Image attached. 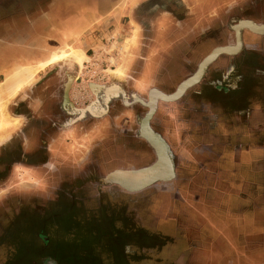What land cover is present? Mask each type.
<instances>
[{
	"label": "rangeland",
	"instance_id": "obj_1",
	"mask_svg": "<svg viewBox=\"0 0 264 264\" xmlns=\"http://www.w3.org/2000/svg\"><path fill=\"white\" fill-rule=\"evenodd\" d=\"M64 1L0 0V87L6 82L8 73L12 72L16 66L28 67L31 63L44 59L48 53L63 50L68 52L70 57L73 56V51L81 54L82 57H76L73 60L77 63L81 62V68L86 73L80 79L83 81L82 87L76 88L81 93L78 94L83 101H73L75 108H82L93 100L91 84H102L112 78H117L118 74L114 72L118 66H125L123 71L125 74L120 76L127 80L122 85L125 91L136 90L142 98H146L148 90L157 89L163 95L172 96L176 93L177 87L197 71L198 66L212 51L227 48L232 40L234 44L237 43L234 30L239 22L247 21L252 24L264 25V0H215V5L206 11L208 13H200L199 17H197L198 14L191 11V9L198 10L197 7L193 8L194 5H190L189 11L183 13L170 4L168 8L174 9L175 13L171 12L167 15L163 14L161 10H157L155 15L151 14L150 16L142 13L145 11L144 8L135 10L134 6L143 5L147 10L155 5L160 6L162 1L117 0L113 13H100L96 18L92 13H86L88 15L87 22L73 25L65 24V16L68 15V17H75L79 20V15L85 13L55 12L57 8L60 9L59 5L65 3ZM101 1L105 2V0H100L99 3ZM223 11L226 13L222 17L224 19L222 28L218 30L211 28L209 19L213 17L218 19L219 16H223ZM141 15L145 17H141ZM144 20L147 22L145 26H148L146 29L143 25L141 28L140 24ZM156 21H159L160 24L163 23L164 31L165 28L168 29V33L163 39L158 37V32L161 33L158 28L153 27ZM172 21L177 27L172 25ZM136 28L139 29L138 44L126 50L122 47V41L133 36ZM241 35H244L249 41L255 42L260 38L264 42V33H256L243 27L239 31V37ZM209 40L216 41V43L209 45L207 43ZM122 48L124 49L121 52L119 49ZM259 52L261 53V51ZM221 53L224 52L219 54ZM149 54L154 58L157 56V58L153 61L151 80L147 81L148 85L145 88L140 89L134 79L141 80L143 74L139 75V73L142 72L137 74L134 72L135 78H133L126 71L127 66L133 67V58L137 57L141 60L143 56L148 58ZM256 59H262L263 69L257 72L256 69L259 67L255 68L247 63L248 65L245 66L247 77H244L247 79L243 84L237 82L242 85L240 89L242 96L247 97L250 104L255 105L250 109L261 108L264 112V91H260V89H264L263 54L261 57L257 55ZM166 60L169 66L171 64L174 66L175 76L173 77L171 75L159 76L162 74L159 71L160 68H166ZM141 62L143 63V60ZM236 63L237 66L240 65L238 60ZM54 64L44 66L43 72H47ZM34 68L36 69L37 66ZM137 68H139L138 65ZM211 68V64H209L205 71ZM23 70L25 69H20L18 72ZM261 72H263L261 74L263 86L258 87L259 84L254 80V75H257L259 80L261 75L258 73ZM112 73L116 75L113 77ZM41 77L42 75L38 78ZM232 79L235 82L237 78ZM19 80L22 78L20 77ZM3 88L1 89L3 90ZM226 88L230 89L229 84ZM192 90L190 87L184 95L168 102L159 101L157 116L160 118V125L152 126L153 131L163 135L164 122H176L175 120L179 117L183 119L182 125L186 126L182 129L184 132L187 126L191 128L190 115L193 110L190 104H185L187 107L183 104L179 105L184 107L180 116L176 114L165 118V115L166 111L177 112L180 109H176L178 100H186L185 102L192 100V96L196 95ZM31 93L29 87H22L13 99L4 102L3 111L8 117L16 118V115H22L25 120L20 119L18 125L5 131L6 133L0 132V264H130L131 261L142 262V264H171L174 261L180 263L181 253L187 249L181 240L178 241V247H174L168 252L166 251L169 249L165 250L169 245L166 243L178 237L181 232L176 221L168 217L163 220L155 219L158 208L155 205L157 203L156 196L159 197L162 192H167L170 193L169 199L171 200H173L172 197H181L182 194L178 193L179 188L176 187L178 184H175V181L154 183L153 180L161 168H156L157 170L151 173L148 172L151 169L142 171L148 175V179L150 178L149 182L154 184L148 182L150 184L148 187L133 195L135 202H142L143 198L147 199L146 208L138 206L135 214V211L132 210H130L131 213H128V205L123 203V198L128 195L126 191L118 189L116 185L106 184L102 180L111 171L113 173L114 171L147 169L155 162L153 154L147 151L144 141L133 136L137 127L134 119L138 112L137 109L118 105L119 115L125 113L132 116L129 124L126 123L127 125L121 119L117 122L119 127H116V121L113 119L88 120L83 124L74 125L73 128H78L81 139L77 138V141L72 137L71 140L63 141L66 146L72 142L74 148L78 149V155L72 157L65 150V144L58 146L59 139L56 141V133H49L52 127L49 125L51 121L48 116H39L36 107H30L28 103L20 101L22 96L26 100ZM260 98H263V103ZM237 101L238 98L235 99V103ZM56 111L61 115L59 120L63 122L67 113L64 114L60 108ZM112 116L114 115L112 114ZM186 116L189 117L188 120H185ZM219 127L224 130L223 125ZM123 129H126L127 132L124 133ZM31 130L34 132V136L31 135ZM62 131L60 128L61 136ZM117 134H119L121 144L135 150L133 153L135 157L131 158L134 163L129 165L125 162L122 164L107 154V150L112 147L107 145L110 142L109 139ZM59 135H57L58 138ZM248 135V133H244L243 136L241 132V140H246L247 144H254L255 135H251V137ZM258 135L264 138V131ZM52 143H56L58 147L56 146L55 151L49 152V146ZM40 144L44 147L42 153L39 154L37 151ZM181 145L185 146L184 143ZM58 148L60 149L58 150ZM34 151L38 154L35 155V158L30 159L29 154ZM186 152L187 150L184 151L183 164L180 159L177 160L179 167L176 169L175 175L178 177V182H181L185 177L184 168L189 174L198 171V165L187 158L189 155ZM104 153L106 155H102ZM181 154L183 155V153ZM231 154L228 153V156L226 155L217 163L218 168L221 172L224 171V174H229L228 171L231 172L230 192L226 194L225 201H220L216 209L210 213L211 217L217 221L219 228H222V221H224L227 231L231 230L237 234V248L239 249L238 252L232 251L226 256L219 252L216 257L220 261L216 264H261L260 257L255 252L245 253L246 246L242 244L247 241L246 238L250 236V232L252 236L264 233V219L256 221L254 220L255 212L246 210L251 207L255 211L264 208L263 204H257L254 199L256 193L261 196L264 192V182L262 181L264 163H259L258 166L261 170L253 177V174L247 172L248 169L244 167L248 162L247 154L242 153L238 157L234 152L233 161H231ZM233 162L238 163L237 167ZM43 164L48 166L45 168L42 166ZM123 166L128 167H124V169ZM35 177L39 178L40 182L35 183L31 180ZM168 177L171 178L172 173H168ZM251 180H253V184L257 182L254 193L246 189L244 191L243 182L248 183ZM181 190L179 189V192ZM116 193L120 194L119 206L117 201L111 199L112 195L115 196ZM186 196V199L192 197L190 191ZM199 196L205 203H208L206 199L212 195L204 192ZM205 207L208 206L205 204ZM170 208L172 209L169 212L170 216L174 215V211L175 213L183 212L181 204L171 202ZM187 209L190 216L198 214L197 218H202L200 213L205 212L195 205L189 206ZM259 213H263L264 217V212L260 210ZM214 225L213 223L207 226L212 228ZM220 230L224 231L225 229ZM216 233L213 231V236H211L213 239H217L219 236ZM240 237L244 239L242 240ZM248 240L254 244L249 248L250 251L256 245H258L256 247H260L264 243L262 237ZM163 245L165 248H162ZM220 245L221 249L225 248L228 251L224 242L217 240V247ZM164 250L165 252H163Z\"/></svg>",
	"mask_w": 264,
	"mask_h": 264
},
{
	"label": "crops",
	"instance_id": "obj_2",
	"mask_svg": "<svg viewBox=\"0 0 264 264\" xmlns=\"http://www.w3.org/2000/svg\"><path fill=\"white\" fill-rule=\"evenodd\" d=\"M115 1H117V0H105V2L102 3V1H101V3H99L100 0H65L64 1L65 3H63V5H59L60 9L57 8L55 10V12L56 11L57 12H63L65 14L66 13H72V12H74V13L78 12L80 14L85 13L84 15H79L80 16L79 20H77V18H75V17L71 18V17H68V15L65 16V18H66L65 24L66 25H73L75 23L81 24V23L87 22V17H88L87 14L88 13H92L94 15V18H96L98 16V14H100V13H104V12L113 13ZM211 5L212 4H208L206 8H210ZM144 12L145 11H143L142 13L146 14ZM225 13L226 12L223 11V14H222L223 16H219L218 19L216 17L209 19V21H211L209 24V25H211V28H213L215 30L222 28V25H224L223 24L224 19H222V17L225 16ZM163 14L168 15L169 12L163 13ZM141 17H145V16L141 15ZM161 22H164V21L161 20ZM146 23L147 22L145 20L141 21V23H140L141 28L143 26H145ZM240 23H251V22H239V24ZM252 25L259 27V28L264 27L263 25H257V24H252ZM146 27H148V26H145L144 28L146 29ZM153 27L158 28V30L161 32V33L158 32V37L160 39H163V37H165L166 34L168 33V29L165 28V31H164L163 23L160 24L159 21H156L154 23ZM172 27L175 28V26H172ZM241 27H243V26L239 27V29L237 31L238 33H239ZM244 27H247V26H244ZM153 29L157 30L155 28H153ZM137 30L138 31H137V43H136V45L138 44V35H139V29L137 28ZM132 33H133V31H132ZM262 33H264V31ZM131 36L129 38H126L124 41L131 39ZM240 37H241V39H239V37H238L236 44H234V42L232 40L229 43L230 46H227V48L215 49L214 51H212V53L209 55V57H207V59H205L203 61L202 64H204L207 60H208L207 62H209L211 59H213V57L217 53L222 52V51H218V50L232 52V53H225L224 52V53H221V54H218L217 56H215V58L211 62L212 68L204 71L203 74L200 76L198 83L192 87L193 93H196L195 96H192L193 97L192 100H188L187 102H185L186 100H182V99L178 100L176 102V107H177L176 109L177 110H178V108H180V109L177 112L166 111L165 118H166V116H167V118H169V117L174 116L176 114H177V116H180L182 114V111H183L182 109L184 107L179 106L180 104H183V105H185V104L189 105L190 104L192 107V110H193L192 114L190 115V117H191L190 119L192 121L190 124V126L192 125L191 128L189 126H187V129H185V132H184L182 129H183V127L185 128L186 126L182 125L183 119H182V117H179L175 120L176 122L165 121L164 126H163L164 127V134L161 135L164 142L166 143V145L169 149V153H170L171 157L174 160V167H173V172H172L171 178L166 177L165 179L157 181L156 183L169 182V181L174 182L175 181L174 183L178 184L176 187L179 189H182L181 192H179V189H178V193L182 194V196L181 197L180 196L172 197L173 200H171V199H169L170 193H167V192H162L160 194L161 197L160 196L157 197L155 195L156 199H157V203H155V205L158 207L155 219L163 220V219L168 217L172 220H175L179 230L181 231L180 234L178 235V237H176L172 240L167 239V240H169V243H166V244H169V245H167L165 250H167V249H169V250H167L166 252L171 251L174 247H178L179 246L178 245L179 240H181V242H183L187 246L186 251L181 253V256H180L181 262L178 263V262L174 261L171 264H216V262L218 263V261H220L216 257V255L219 252L223 253V255L226 256V254H231L232 251L236 252L239 249V248H237V238H238L237 234L231 230L227 231L226 223L224 221H222L223 222L221 225L222 228H219L217 226V221H215V219L211 217L210 212L212 210L216 209V207H217V205H219L220 201H223V200L225 201V196L228 192H230V189H231V182H232L231 176H230L231 172L228 171L229 174H224V171L221 172V170L217 166V163L220 159H224L226 157V155L228 156V153H232L231 154V161H233L232 155H234V152L237 154L238 157H240L242 155V153L243 154L246 153L248 162H247V164H245L244 167L246 169H248L247 172L253 174V177H255V175L258 173V171L261 170L260 166H258L259 163H261V162L264 163V138L262 136L259 137V135H258L260 132L264 131V112L262 111L261 108L256 109V110L250 109V108H252V106H255V105L250 104V102L248 101V98L247 97L244 98L242 96L241 91H240L242 85H239L237 82V81H239V82H242V84H243L244 80L247 79V78H244V77H247V75L245 73V71H246L245 66L248 65L247 63L251 64V66L253 65L255 68L259 67L256 69L257 72L261 71V69H263L262 59L258 60V59H256V56L258 55V57L259 56L261 57V54H263V57H264V42H262L260 40V38L258 39V41L253 42L251 40L249 41V39H247L244 35H241ZM124 41H122V47L125 43ZM219 42L222 43L221 41H219ZM207 43L209 45H212V44L214 45V43H216V41L213 42V41L209 40V42H207ZM123 49L124 48L119 49V50L122 52ZM232 49H234V50L231 51ZM216 51H218V52H216ZM259 51H261V53ZM50 54L51 53H48V55L42 60H46V58H48L50 56ZM73 56L70 57V55H69L68 57L64 58V60H66L67 58H69L71 60H72V58L73 59H76V57L78 58V56H75V55H73ZM143 57L141 59V60H143V63L141 62V60L139 58H137V57L133 58V62H134L133 67L129 68V66H127L128 69L126 70L129 74V76H132L133 78H135L133 76L134 72H135V74H137L138 72H142V73H139V75L143 74V77L141 80L134 79L135 84L140 89L145 88L148 85L147 81L151 80V71L153 70L152 68L154 66L153 61L157 58V56H155V58H154V56H151V54H149L148 58H146V57L143 58ZM34 60H36V59L34 58ZM42 60H40V61H42ZM237 60L240 62L239 66H237V63H236ZM40 61H35L34 63H31L30 66H28V67H25L23 65L16 66V68L12 72L8 73L6 79L13 77L15 75V73H19L18 71H20V69H25L24 71H26L27 70L26 68H34V66H37V62H40ZM75 63L77 66V70H76L77 71L76 72L77 73L76 74L77 80H75L71 84V90L69 92V100L72 101L71 102L72 104H73V101H75V102H82L83 101V100H81L82 97L79 95L81 93H79V91H77L76 88L82 87L81 85H82L83 81L80 79H81V77H83L86 74L85 71H83V68H81V65H82L81 62L80 63L75 62ZM170 63H171V61H170ZM51 64H54V63H51ZM202 64L200 65V71L204 67V66L202 67ZM49 65L50 64H48V66ZM137 65L139 68H137ZM169 67H170V69H169ZM124 68H125V66H123V70H122L121 74L117 73L116 71L115 72L113 71V72L118 74L117 76L119 77V76L123 75ZM44 69H45L44 67L40 68L37 66V68L34 71V75H33L32 79L29 81L23 82L21 87L11 97H5L4 102H8L9 100L13 99V97H15L17 95V93L22 89V87L23 88L29 87L32 91V97L30 99V102L27 101V103L29 104L30 107H36L37 108L36 111H37V114L39 113V116H41V117L48 116V119H50V121H51L49 125H51V127L54 128V132L56 133V135H55L56 141H57V139H59L58 140L59 141L58 146H62V144L64 145L65 143L63 141L64 140L66 141L69 139L71 140L72 137L75 140L81 139L79 132H78V128L74 127L70 131L69 127H72V123H67V121H66L63 124V122L61 120H59V117L61 115H59L58 111H56V110L53 111L49 107V104H51L53 101L55 102L56 106L58 104L57 99H58V97H60V95L62 93V86L59 83V81L61 80V78L67 77V75L65 74L66 72H64V71H66V70H64L65 68H58L53 77H49L45 80L38 81V79H39L38 77L40 75H42V77H43ZM159 71H160V73H162V74H159V76H166V77L170 76V75L172 77L175 76L174 75L175 74L174 73V66H173V64H171V66H169L167 64V60H166V68H160ZM116 74L112 73L111 75L114 77ZM124 74H125V72H124ZM258 74L261 75V74H263V72L258 73ZM234 77L237 78L235 82L232 79ZM254 77H255L254 80H256L257 84H259L258 87L263 86L262 85V77L263 76L261 75V78L259 80L257 78V75H254ZM194 78H195V76L189 80L193 81ZM6 79H5V81H6ZM164 79H165V77H164ZM190 82H188V83H190ZM227 84H229L230 89L226 88ZM3 85H4V83L2 84L0 89L3 88ZM133 86L135 87L134 84H133ZM258 87H257V90H258ZM73 89H75V91H73L74 93L72 92ZM260 91L263 92L264 89H260ZM35 93H37V94L39 93L40 96L35 97L34 96ZM48 93H50V94H48ZM118 93H120L119 89H118V91H116L115 96L121 95ZM256 93H258V91H256ZM236 98H238V101L235 103ZM154 99H155V94H152L151 101L153 102ZM260 99H261V102L263 103V98H260ZM104 103L105 102L102 99H99L96 106L92 109H87V112L90 114H98L100 111L103 110ZM165 103H167V102H165ZM81 114H83V113H81ZM131 118H132V116L130 114L124 113L121 115H117L116 119L114 120V121H116V127H119V124H117V122L120 119L123 120V123L125 125H127L126 123L129 124ZM188 118L189 117L186 116L185 120H188ZM10 120L12 122H14L15 120H17V121L19 120V122H20L19 117H16V118L10 117ZM177 122H179V123H177ZM62 124H63V127H65V128L62 127ZM220 125H223L224 130L220 129V127H219ZM16 126H17V124H16ZM15 127L11 126L10 128H8V130H5V131H9V129H11V128L13 129ZM60 128H62V130H63L62 136H61V133L59 132ZM64 129L65 130L69 129V130L65 131ZM5 131H3V132L6 133ZM123 132L126 133L127 132L126 129H123ZM220 132L222 134L218 135V133H220ZM241 132L243 133V136H244V133H248L249 134L248 136H250V137H251V135H255L256 140L254 141V144H252V145L247 144V143H245V142H247L246 140H241V136H240ZM143 133L145 135L149 136L147 131L144 129H143ZM76 134H78V135H76ZM32 135H33V133H32ZM57 135H59V138L57 137ZM216 135H218V136H216ZM85 136H87V135H85ZM150 139L152 140V143L156 146V148L159 151V155H160L159 166L164 168L163 175L167 176L169 167H168V163H167V161L163 155V151H162L163 148L161 147L158 140H156L153 137L152 138L150 137ZM54 140H55V138H54ZM109 140H110V142H108L107 145L109 147L110 146H112V147H110L108 149L109 152L107 150V154H109L112 158H116V161H118L120 163L122 162V164H124L125 162H127L129 165H130V163H134L131 160V158L135 157V154H133L135 150L130 146L127 147V145H125L123 143L121 144L119 134H117L116 136L112 137ZM181 143H184L186 147L181 145ZM73 145L74 144L72 142H70L69 145L66 146V144H65L64 146L66 147L65 150H67L69 152L70 156L76 157L78 155V149L74 148ZM121 145H124V146L122 147ZM190 147H192V149H189ZM251 148H253V149H251ZM59 149L60 148H58V150ZM186 150H187L186 153L189 155L187 158L191 159L193 162L196 163V165H198V169H197L198 171L192 172L189 174L185 170L186 168H184L183 172H184L185 177L181 182H178V180H177L178 177H177V175H175V171L179 167L177 160L180 159L182 161V164L184 163V159H185L184 151H186ZM205 150L207 152H202ZM181 153H183V155ZM102 155H106V153H104ZM233 163H234V166L237 167L238 163H236V162H233ZM156 165H158V163ZM124 167H128V166H123V168ZM115 169H117V168H115ZM263 169H264V167H263ZM147 170H149V169H147ZM156 170H157L156 167H152V169L148 172L151 173V172L156 171ZM111 172H109V174ZM116 172H118V175H119V173H123V174H125V173L129 174L130 173V172H125V171H116ZM116 172H113V174ZM133 173H137V171L133 172ZM133 173H130V174H133ZM109 174H107V175H109ZM110 175H112V174H110ZM118 175L114 176L115 179L114 178H111V179H114L117 182L122 181L125 185H128V186L132 185L131 187L136 186L137 183H139L141 181L146 183V182H149V180H150V178L148 179V175H146V174L139 176V177L129 175V176H123L122 178L118 177ZM117 179H122V180L118 181ZM38 181L40 182L39 178L33 179V182H35V183H38ZM252 181L253 180H251V182L249 181L248 183L243 182L244 191L246 189V190L253 192L254 189H256L257 182L253 184ZM262 181L264 182V177H263ZM154 183H150V184H154ZM150 184L143 185L140 188H124V187H121V186H119L117 184H113V183L111 185H116V187L118 189H122V190L126 191V193L128 195L125 196L126 198H123L124 199L123 203L128 205V213L135 211L134 213L136 214L138 206H142L143 209L146 208L147 199L143 198L142 202H139V201L135 202L133 195L136 192H138L142 189H145ZM188 191H190V194L192 195V197L191 198L188 197L186 199L185 197H187L186 195H187ZM204 192H207L210 195H212L206 199V201L208 200V203H205L202 200V197L199 196L201 194L203 195ZM234 192L237 193L236 191H234ZM110 193H112V192H110ZM243 195H245V194H243ZM194 196H197V197H194ZM119 198H120V194H118V193H116L115 196L112 195V197H111V199H114V201H117L118 206L120 205ZM254 199L256 200L257 204H263L264 205V192L261 194V196H259V194L256 193V197ZM171 202H174L175 204L176 203L181 204L183 206V208H182L183 212L181 211V212L175 213V211H174L173 212L174 215L171 214V216H170L169 212L171 209L170 208ZM205 204L208 207H205ZM194 205H195V207L203 209V211H205V212H202V214L200 213V216L202 215V218H200V217L197 218L198 214H197V216L195 214H192L191 216L188 214L187 207L194 206ZM130 210H132V211H130ZM221 210H223V209H221ZM246 210L249 212H252V211L255 212L254 213V216H255L254 220L258 221V220L264 219L263 213H259L260 210L262 212H264V208L260 209L258 211L257 210L255 211V209H253L251 207V209L246 208ZM147 214H150V213H147ZM137 215L139 216V214H137ZM213 223L215 224L214 227H212L214 229L209 228L208 226L210 224H213ZM263 226H264V222H263ZM220 229H225V230L222 231ZM213 231H216L218 233L219 236H217V239H213L211 237V236H213ZM247 231H250V230H247ZM217 233H216V235H217ZM249 234H250V236H248L246 238L247 241H245V243L242 244V245L246 246L245 253L248 251L252 252V253L255 252L260 257L261 264H264V248H263L264 243H263V246H260V247H256V246H258V245H256L250 251L249 248H251L254 244H252L253 242L252 243L250 242L251 240L250 241L248 240L250 238H254L255 240L259 239L261 237L264 238V233L261 235H254V236L251 235V232ZM240 239L243 240L244 238L240 237ZM217 240L224 242V246L226 245L225 247L228 248V251H226L225 248L221 249V245L217 247ZM163 247H164V245L162 246V248ZM143 250L145 251L147 249H143ZM149 250H152V249L149 248ZM165 250L163 252H165ZM244 256H246V255H244ZM225 260H226V257H225ZM160 263H162V262L160 261ZM130 264H142V262L131 261Z\"/></svg>",
	"mask_w": 264,
	"mask_h": 264
},
{
	"label": "flooded vegetation",
	"instance_id": "obj_3",
	"mask_svg": "<svg viewBox=\"0 0 264 264\" xmlns=\"http://www.w3.org/2000/svg\"><path fill=\"white\" fill-rule=\"evenodd\" d=\"M160 1H162V4L160 6L155 5L154 7L148 8L146 10L145 6L137 5V6H134L135 7L134 9L136 10V9L144 8L145 9L144 13L149 14L151 16V14L155 15V13L158 12L157 10H161L162 13H168V12H169V14H171V12L175 13L174 9L171 10L170 8H168L170 6V4L172 6H174V8L176 10H179V11H181L183 13L189 11L188 8H189L190 5H194L193 8L197 7L198 10H195V9L192 10L191 9V11L194 12L195 14H198L197 17H199L200 13L201 14L202 13H208L206 11H209V9H211L215 5L214 4L215 0H191V1L190 0H188V1L187 0H160ZM208 4H212L210 8H206ZM244 22H247V21H244ZM171 23H173L172 25H175L173 21ZM177 23L178 24H183L182 22H177ZM245 24L248 25V24H251V23H240L238 26H236V28L234 30L235 34H236V38H237V34L239 35V33L237 32L238 29H239L238 27L243 26ZM175 26L177 27V25H175ZM243 27H241V28H243ZM244 28H246V27H244ZM252 28L253 29L255 28L257 30L258 29H262L264 31V27H260L259 28V27H256V26L252 25ZM136 30H137V28H136ZM239 39H241V37H239ZM233 50L234 49H232L231 51H233ZM218 51H223V50H218ZM219 53H217V54H219ZM226 53H232V52H226ZM217 54L215 56H217ZM209 55L207 57H209ZM215 56L213 57V59L215 58ZM207 57L205 59H207ZM213 59H211L206 64L205 63L202 64L203 63L202 62L201 63L202 67L204 66L203 69L200 71V65H201L200 64L198 66L197 71L192 76H190L185 81H183L177 87L175 92L178 93V95L175 96L174 98H176L178 96H181V95H184L188 91V89L190 87H193L199 81L200 76L203 74V72L205 71L206 67L209 64H211ZM57 63L52 65L50 67V69L46 73H44L43 77H41L38 81H42V80H45V79H47L49 77H53L55 75V72L57 71L58 68H65L64 70H66V71H64V72H66L65 74L67 75V77L61 78V80L59 81V83L62 86V93H61L60 97H58V99H57L58 104L56 106L54 101L51 104H49V107L53 111L58 109V108H60V110H62V112L64 114L67 113V117H66V119H64L63 124L66 121H67V123H72V127H69L71 129V128H73L74 125L83 124L85 121H88V120H96V121L102 120V119H106V120L113 119V120H115L117 115H119V109H117L118 105H124L126 107H135L137 109V111H138L135 114V116H134V119H135V121L137 123V127H136V130L134 131V135L133 136L136 137L137 139H140V140L144 141L145 146L147 147V151L150 154L152 152V154L154 156V161H155L154 164L152 166H150L149 168H147V169H151L152 167L161 168L159 174L157 175V177L153 181L157 182V181H160L162 179H165L166 177H168V174H167V176L163 175L164 168L159 166V161H160L159 151L156 148V146L152 143V140L150 139V137L151 138L153 137V138H155L156 140L159 141L161 147L163 148V150H162L163 151V155H164V157H165V159H166V161L168 163V167H169L168 168L169 170L167 169L168 173L171 174L173 172L174 160H173V158L171 157V155L169 153V149H168L166 143L164 142L162 136L160 134H157L155 131H153V128H152V126H156L157 124L160 125V118H158V116H157L158 108H159V105H158L159 101L163 100L162 99L163 97L171 96V95H163L162 92L158 91L157 89H150L147 92L146 98H142L137 93L138 91H136V90H135L136 92L134 90L125 91L123 89L122 85H123L124 81H127V80H125V77L123 78V76L122 77L119 76L117 78H112V79H110L107 82L102 83V84H91L90 85V90H91V92L93 94V100L90 101L89 103H87L82 108H75V107H73V104L69 100V92L71 90V84L75 80H77V78H76V74H77L76 73L77 72L76 71L77 70L76 63L73 60V58H72V60L69 59V58H67L66 60L63 59L62 61L57 62ZM123 75H124V73H123ZM194 76H195V78L193 79V81L189 80V79L193 78ZM188 82H190V83H188ZM116 87L120 91V93H118V94H121V95L115 96L116 95V91H118V89ZM48 94H50V93H48ZM152 94H155V99L153 100V102L151 101ZM34 96L36 97V96H40V95H39V93L38 94L35 93ZM31 97H32V93H31V95L29 97H27L26 100L22 96L20 101H22L24 103H27V101L30 102ZM99 99H102L105 102L104 105H103V110L100 111L98 114H90V113H88L87 109L94 108L96 106V104H97ZM163 101H167L168 102L170 100H163ZM138 109H140L141 111L138 110ZM81 113H83V114H81ZM112 114L114 116L111 117ZM15 117H19L23 121L25 120V118L22 115H16ZM156 120H158L157 123H156ZM18 122H19V120H18ZM63 124H62V127H63ZM47 128H49V127H47ZM63 128H65V127H63ZM143 129L147 131V133L149 134L150 137L143 133ZM49 131H50L49 133L54 132V128H51ZM30 133L32 135V133H34V132L31 130ZM30 133H29V135H30ZM27 137H29V136H27ZM40 145L41 146H40L39 150L37 151L39 154L42 153L43 147H44L42 144H40ZM49 148L50 149L48 151L50 152L51 150L55 151L57 147H56L55 143H52L49 146ZM37 152H35V151L31 152L29 154L30 159L35 158V155L38 154ZM157 163H158V165H156ZM42 166H44L46 168L48 165L43 164ZM147 169H145V170H147ZM139 170H142V169H139ZM114 172H116V171H114ZM125 172L133 173V172H136V171H125ZM110 174H112V175H110ZM110 174H109L110 176L107 175L104 179H102L104 183L109 184V185H111L113 183V184H117V185H119L121 187H124V188H140L141 186L147 185V184L150 183V182L149 183L148 182L144 183V182L141 181V182L137 183L136 186L131 187L132 185L131 186L130 185L129 186L125 185L121 180H120L121 182H117L116 180H114L115 179L114 176H117L118 172H116L114 174L113 173H110ZM118 177H120V175H118ZM35 178H32L31 180H33ZM111 178H114V179H111Z\"/></svg>",
	"mask_w": 264,
	"mask_h": 264
},
{
	"label": "bare ground",
	"instance_id": "obj_4",
	"mask_svg": "<svg viewBox=\"0 0 264 264\" xmlns=\"http://www.w3.org/2000/svg\"><path fill=\"white\" fill-rule=\"evenodd\" d=\"M243 26H248L251 29H253L251 24H248V25L245 24ZM254 30L259 31L258 33H262L263 32L262 29H258L257 30V29L254 28ZM124 42L125 43H124L123 47L126 50L134 47L135 44H136V42H137V30L134 31V34L131 37V39H128V40H126ZM72 53L75 56L82 57V55L79 54L77 51H73ZM69 55L70 54H68V52H66V51L58 50L57 52L51 53V55L48 58H46V60L37 62V66L43 68L44 66H47L48 64H51V63H56L57 61H60V60H62L64 58L68 57ZM122 70H123V66L122 67H119L118 66V68H117L116 71H117V73L121 74ZM34 71H35L34 68H27L26 71L23 70L22 72L15 73V75L13 77L6 79V82H4L5 84H4L3 90L0 89V132H3L5 130H8V128H10L11 126H14L15 127L16 124H18V121L17 120H15V121L13 120L14 122H12L10 120V118L5 115V113L3 111L5 97H11L21 87L22 81L25 82V81L31 80L32 77H33V75H34ZM20 77L22 78V80H19ZM119 175H120V178H122L123 176H129V175L130 176L139 177V176H142L143 173L142 172H137V173H133V174H126V173L123 174V173H119ZM117 180L119 181V180H122V179H117Z\"/></svg>",
	"mask_w": 264,
	"mask_h": 264
},
{
	"label": "water",
	"instance_id": "obj_5",
	"mask_svg": "<svg viewBox=\"0 0 264 264\" xmlns=\"http://www.w3.org/2000/svg\"><path fill=\"white\" fill-rule=\"evenodd\" d=\"M246 28H248L249 30H252L253 32H256V33H258L259 31H256V30H254V29H251L250 27H246ZM238 37H239V35L237 34V40H238ZM222 52H228V51H222ZM180 91V90H179ZM178 95V93H176V94H174L173 96H166V97H163L162 99L163 100H172V99H174V97L175 96H177ZM152 169V168H151ZM145 169H142V170H138L139 172H142V171H144ZM137 171V172H138Z\"/></svg>",
	"mask_w": 264,
	"mask_h": 264
}]
</instances>
